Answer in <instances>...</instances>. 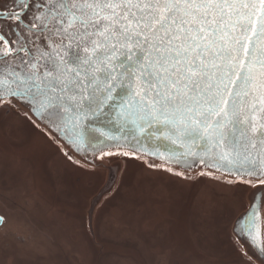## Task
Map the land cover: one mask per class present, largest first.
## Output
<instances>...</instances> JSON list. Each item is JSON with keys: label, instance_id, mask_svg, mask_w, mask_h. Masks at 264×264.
I'll list each match as a JSON object with an SVG mask.
<instances>
[{"label": "snow or ice", "instance_id": "snow-or-ice-1", "mask_svg": "<svg viewBox=\"0 0 264 264\" xmlns=\"http://www.w3.org/2000/svg\"><path fill=\"white\" fill-rule=\"evenodd\" d=\"M3 15L0 106H27L77 151L110 111L181 149L153 153L166 162L264 185V0H21ZM262 206L254 194L234 229L258 248Z\"/></svg>", "mask_w": 264, "mask_h": 264}, {"label": "rangeland", "instance_id": "rangeland-1", "mask_svg": "<svg viewBox=\"0 0 264 264\" xmlns=\"http://www.w3.org/2000/svg\"><path fill=\"white\" fill-rule=\"evenodd\" d=\"M3 113L0 108V251L14 247L4 252L10 264H255L233 234L254 183L209 173L189 177L112 154L111 162L124 161V172L97 213L98 245L87 211L105 171L73 160L21 112L1 122ZM41 173L48 178L43 188ZM0 264H6L1 257Z\"/></svg>", "mask_w": 264, "mask_h": 264}, {"label": "water", "instance_id": "water-1", "mask_svg": "<svg viewBox=\"0 0 264 264\" xmlns=\"http://www.w3.org/2000/svg\"><path fill=\"white\" fill-rule=\"evenodd\" d=\"M20 2L21 0H0V25L3 26L5 31L8 30L10 21H8L3 15V12L5 10L14 9L15 5ZM14 105V107H9L7 105L0 106V108L4 110V113L1 116V122L5 121L13 112L19 111L35 129L52 137L63 151L73 160L89 168L105 171V181L99 188L98 192L90 197V206L87 211V226L91 237L96 243L98 242L95 231L97 213L106 198L112 196L116 192L124 172V161L122 159H117L111 162L109 160L111 155L108 153L122 154L128 152L131 156L139 157L153 165L162 166L189 177H195L201 173H209L222 177L228 181H241L235 174H230L222 169L217 170L216 168H212L199 162H193L191 159L183 164L166 162L164 159L153 153H155L157 149L164 153L170 151L180 152L181 149L167 141L155 140L150 135L151 130L144 133L142 136H139L131 128H124L121 130L119 124L114 122L115 117L110 111L87 122L86 136L88 138V144L91 146H86V150L77 151L66 142L65 139L57 134L53 127L46 121L33 115L27 106L16 101H14ZM97 128L104 129L105 131L120 137V139L117 141L106 140L96 132ZM134 136H136V139L133 138ZM137 140L139 143H137ZM117 145L120 146L117 147ZM244 179L251 180L254 185L247 195L248 207L243 210L237 218L246 212L251 206L254 194H257L260 199L264 200V193H257L258 188H264V185L259 183V179L255 177H245ZM260 215L261 217H264V206L261 207ZM0 218L2 217L0 216ZM237 218L233 223V234L241 245L244 254L255 262V264H264V234L260 236V247L258 248L251 243L250 238L246 234H239L238 231L234 230L236 228ZM2 223H0V225Z\"/></svg>", "mask_w": 264, "mask_h": 264}, {"label": "bare ground", "instance_id": "bare-ground-1", "mask_svg": "<svg viewBox=\"0 0 264 264\" xmlns=\"http://www.w3.org/2000/svg\"><path fill=\"white\" fill-rule=\"evenodd\" d=\"M49 160V155L48 156H45L42 160H41V163H40V165L41 166H44L45 164H43L44 162H47ZM45 176L46 175H44L43 173H41V177L39 176V179H38V181H39V184L42 186V188L44 187V186H46L47 185V182H48V178H45ZM69 177V180H70V176H68ZM44 183H45V185H44ZM65 183H66V189H67V187L70 189V186H69V182H68V179H66V181H65ZM71 191H72V188L70 189ZM70 192V191H69ZM47 196V195H46ZM58 197H60V194L59 193H57V192H54L53 193V197H50V198H53L54 199V201H56L57 200V198ZM47 198H49V197H47ZM52 201V200H51ZM194 225H191V227H193ZM190 227V228H191ZM173 236L175 237V235L173 234ZM194 241V240H193ZM198 241V240H197ZM200 242V241H199ZM198 243V242H197ZM213 246L214 247H217L218 246V242L217 241H215L214 243H213ZM8 248H9V250L10 249H14V247H11V245L10 244H6V245H4V251H0L1 253H0V257L4 260V262H6V264H10V257L8 258V256H5L6 254L4 253V252H8ZM211 248V247H210ZM238 262V261H237ZM237 262H231V263H237Z\"/></svg>", "mask_w": 264, "mask_h": 264}, {"label": "flooded vegetation", "instance_id": "flooded-vegetation-1", "mask_svg": "<svg viewBox=\"0 0 264 264\" xmlns=\"http://www.w3.org/2000/svg\"><path fill=\"white\" fill-rule=\"evenodd\" d=\"M2 224H3V223H2ZM2 224H1V225H2Z\"/></svg>", "mask_w": 264, "mask_h": 264}]
</instances>
